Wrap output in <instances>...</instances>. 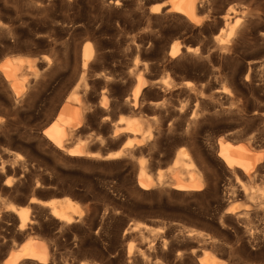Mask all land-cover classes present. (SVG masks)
<instances>
[{
  "label": "rangeland",
  "instance_id": "obj_1",
  "mask_svg": "<svg viewBox=\"0 0 264 264\" xmlns=\"http://www.w3.org/2000/svg\"><path fill=\"white\" fill-rule=\"evenodd\" d=\"M119 1L0 0V58L29 55L38 70L18 98L0 75V263L34 233L50 243L55 264H198L204 247L224 264H264V159L245 182L216 158L220 136L264 147V0H209L199 12L203 26L195 28L149 12L160 0ZM227 8L221 50L213 37ZM84 41L92 56L82 68ZM173 41L180 52L171 57ZM135 71L155 81L131 109L125 97ZM216 88L225 92L214 94ZM71 89L87 105L73 136L89 137L91 150L120 148L125 134L110 131L121 115L136 116L150 139L111 158L54 149L42 129ZM179 148L202 172L200 190L137 185L138 161L154 177ZM32 197H69L72 220L58 224ZM8 203L25 208V230H17ZM235 204L247 208L224 212Z\"/></svg>",
  "mask_w": 264,
  "mask_h": 264
},
{
  "label": "bare ground",
  "instance_id": "obj_2",
  "mask_svg": "<svg viewBox=\"0 0 264 264\" xmlns=\"http://www.w3.org/2000/svg\"><path fill=\"white\" fill-rule=\"evenodd\" d=\"M208 1L160 0L151 4L148 10L151 13L164 11L169 15L180 18L186 24L199 27L205 20L201 13H204L202 10L205 7H209L206 6L209 3ZM109 2L115 5L120 3L119 0H109ZM229 10L230 8H227L222 14V27L217 30V33L213 37L215 47H219L221 50L225 44V38L223 39L221 32L229 19ZM199 12H201V15ZM204 26L206 27V25ZM194 49L196 50V48L186 47L185 52H195ZM179 52L178 43L173 41L168 49V55L174 57ZM91 56L92 45L89 41H84L81 48L82 68L87 64ZM42 60L48 63L50 58L48 55H43ZM262 64L264 65L263 62ZM37 71L36 58L29 55L11 53L5 54L0 58V75L14 98H18L23 94L25 83L30 78L35 77ZM248 72L249 69L246 71V76ZM78 81V84L82 83L83 87L86 86L83 72L80 73ZM153 81L155 80L143 77L140 71H135L130 90L125 97V102L129 108L135 109L137 107V98L141 90ZM214 91V94L216 92L223 93L225 89L216 88ZM60 103L51 116V120L43 127L42 135L53 145L54 149L61 150L66 155L104 158L117 157L123 151L145 144L150 139V128L143 125L136 116L121 115L115 119L110 136L115 137L119 134H125L124 141L117 150L100 154L98 150H91L89 148V137L79 138L73 136L74 132L82 125L84 114L87 110V105L83 101L81 93L71 89ZM97 103L100 107L105 108L107 103L106 98L100 95ZM263 148L256 149L251 145L249 140L242 138L228 140V138L220 136L216 141V158L223 168L234 174L236 179L248 182L255 176L259 170L260 162L264 159ZM135 177L137 185L142 189H148L154 185L164 183L177 191L189 192L200 190L204 184L202 172L196 167L192 159L187 156V153L180 148L175 151L174 157L164 169H156L154 177L146 170L144 162L142 160L138 161ZM29 202L40 208L47 207L50 216L60 225H65L72 220L70 210L73 201L69 197L50 198L44 201L32 197L29 199ZM240 207L241 211H239ZM246 208L247 205L243 204L227 205L224 208V212L241 215ZM6 209L15 214L17 218V230L23 231L28 227L24 207H15L13 204L8 203ZM191 233L195 232L192 231ZM43 238L34 233L25 235V238L16 248H11L7 251L0 264H55L52 262V256L54 255H52L53 251L50 248V243ZM197 262L198 264H224L226 260L217 257L204 247L201 250V254L197 257Z\"/></svg>",
  "mask_w": 264,
  "mask_h": 264
}]
</instances>
